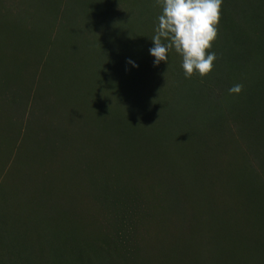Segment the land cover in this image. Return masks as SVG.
I'll return each mask as SVG.
<instances>
[{"label":"rangeland","instance_id":"rangeland-1","mask_svg":"<svg viewBox=\"0 0 264 264\" xmlns=\"http://www.w3.org/2000/svg\"><path fill=\"white\" fill-rule=\"evenodd\" d=\"M160 14L0 0V264H264V0L205 79L155 65Z\"/></svg>","mask_w":264,"mask_h":264},{"label":"clouds","instance_id":"clouds-1","mask_svg":"<svg viewBox=\"0 0 264 264\" xmlns=\"http://www.w3.org/2000/svg\"><path fill=\"white\" fill-rule=\"evenodd\" d=\"M156 4L161 14L149 50L155 65L168 63V53L174 50L182 58L186 79L210 76L217 59L211 49L219 34L223 0H156ZM243 87L235 84L229 94L239 95Z\"/></svg>","mask_w":264,"mask_h":264}]
</instances>
